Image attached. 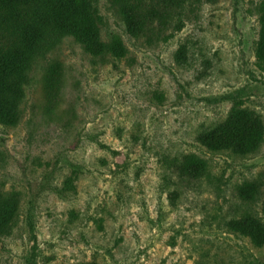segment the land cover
Segmentation results:
<instances>
[{
	"label": "rangeland",
	"instance_id": "rangeland-1",
	"mask_svg": "<svg viewBox=\"0 0 264 264\" xmlns=\"http://www.w3.org/2000/svg\"><path fill=\"white\" fill-rule=\"evenodd\" d=\"M264 0H186L184 28L136 36L113 0H97L87 37L40 61L13 125H0V264H264V246L230 233L245 210L264 221V143L212 151L202 130L237 106L264 121L256 50ZM89 10V9H88ZM65 65L49 103L50 61ZM208 163L196 184L174 165ZM259 179L252 204L237 187Z\"/></svg>",
	"mask_w": 264,
	"mask_h": 264
},
{
	"label": "trees",
	"instance_id": "trees-1",
	"mask_svg": "<svg viewBox=\"0 0 264 264\" xmlns=\"http://www.w3.org/2000/svg\"><path fill=\"white\" fill-rule=\"evenodd\" d=\"M82 0H0V125H13L19 105L26 98V88L40 61L54 53L68 37L84 36L90 23L82 19ZM129 24L133 35L150 30L184 28L182 11L186 0H113ZM87 19L93 26L98 20L97 0H87ZM260 39L256 56L264 67V2L259 6ZM65 65L60 61L47 64L44 77L45 97L51 103L60 95ZM200 143L212 151L234 154L255 153L264 143V121L247 109L235 107L222 123L202 130ZM178 178L196 184L208 174V163L197 155L182 156L174 165ZM259 179L237 187V197L244 204L254 203L262 192ZM3 210H0V216ZM235 236L264 246V221L245 210L226 223Z\"/></svg>",
	"mask_w": 264,
	"mask_h": 264
}]
</instances>
